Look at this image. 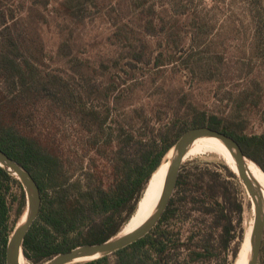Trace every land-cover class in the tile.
Segmentation results:
<instances>
[{
  "label": "trees",
  "instance_id": "1",
  "mask_svg": "<svg viewBox=\"0 0 264 264\" xmlns=\"http://www.w3.org/2000/svg\"><path fill=\"white\" fill-rule=\"evenodd\" d=\"M116 1L132 17L109 23L102 30L110 31L98 35L82 33L95 0H0V149L31 173L41 196L22 245L31 264L120 232L152 173L191 127L230 135L264 172V113L251 111L260 99L252 105L248 90L224 109L191 90L167 88L165 81L133 100L146 87L143 69L181 57L164 47L170 43L163 37L150 53L148 42L136 38L133 30L157 38L152 5ZM187 59L179 70L190 73L195 62ZM46 121H56L60 135L53 127H33ZM67 121L66 134L60 125ZM241 188L223 161L186 160L148 233L111 254L71 264H233L248 203L237 205L236 218L229 204ZM25 210L22 184L0 166V264H6L7 242ZM258 264H264L263 240Z\"/></svg>",
  "mask_w": 264,
  "mask_h": 264
},
{
  "label": "rangeland",
  "instance_id": "2",
  "mask_svg": "<svg viewBox=\"0 0 264 264\" xmlns=\"http://www.w3.org/2000/svg\"><path fill=\"white\" fill-rule=\"evenodd\" d=\"M145 1L146 5L154 7L160 30L156 28L157 38L146 34V30L143 33L141 30H133L136 38L148 42L147 49L150 53V49L156 51L159 37H163L170 43L164 47L169 51L175 50L181 59L160 69H143L146 76L142 80H146V87L135 92L134 101L140 100L139 97L144 99L148 96V86L165 81L167 88L174 86L175 89L191 90L198 98L207 100L209 104L214 102L222 109L227 108L230 98H237L243 91L248 90L251 92L252 105L260 99L251 111L255 114L264 113V0ZM95 2L97 8L93 9L94 15L90 20L87 18V23L82 28L84 34H105L110 30L102 29H107L109 23L126 18L127 15L128 18L132 17L129 15L131 12L128 14L125 9H121L116 0ZM44 39L48 45L52 44L50 32H47ZM111 40L115 41L114 36ZM194 52L198 54L188 57L189 53ZM186 58L187 63L189 60L195 62L194 70L190 73H187V70H179L186 64ZM188 66L190 68V65ZM252 126L255 131L260 130L258 123ZM33 127L39 130L53 127L58 131L56 121H46ZM70 127L68 121L60 125L66 134ZM63 141L67 146L73 144L70 138H63ZM193 158L223 161L212 154H200L191 159ZM241 185L242 188L230 199L229 204L235 218L238 215L237 205L240 202L248 203L246 190L242 183ZM248 209L246 206L241 213L243 224L247 220ZM25 261L31 264L26 259Z\"/></svg>",
  "mask_w": 264,
  "mask_h": 264
},
{
  "label": "water",
  "instance_id": "3",
  "mask_svg": "<svg viewBox=\"0 0 264 264\" xmlns=\"http://www.w3.org/2000/svg\"><path fill=\"white\" fill-rule=\"evenodd\" d=\"M203 136L216 137L225 145L231 153L236 165L237 172L232 171L237 175L244 188L252 197L254 215L249 236L250 248L247 252L246 264H258L259 253L264 235V200L262 194L257 190L255 182L250 177L246 169V161L252 160L244 155L239 143L233 137L208 126H197L187 129L172 145L170 148L172 150V155L168 161L169 164L165 173L159 200L152 214L142 224L125 234L120 235V232H118L105 241L82 244L70 250L60 252L51 259L47 260L45 264H71L78 261H85L83 259L86 257H90L87 260H91L105 256L129 245L148 233L161 217L171 198L181 164L183 163V157L186 154L189 145L195 139ZM0 166L5 168L11 175L15 176L20 181L26 196V210L24 213L25 218L24 220L21 219L13 229L5 249L6 264H19V258H24L22 252L24 236L32 222L37 217L40 209V190L31 173L23 165L8 156L1 149Z\"/></svg>",
  "mask_w": 264,
  "mask_h": 264
},
{
  "label": "bare ground",
  "instance_id": "4",
  "mask_svg": "<svg viewBox=\"0 0 264 264\" xmlns=\"http://www.w3.org/2000/svg\"><path fill=\"white\" fill-rule=\"evenodd\" d=\"M200 154H212L217 155L221 160L224 161L230 168L237 172L236 165L234 159L229 152V150L225 147V145L216 137L212 136H203L195 139L188 147L186 154L183 157V162L191 159L193 156ZM172 155V150L170 149L167 156L162 160L160 165L156 168V170L152 173L148 184L140 198L137 208L133 215L130 217L128 222L125 224L124 228L119 233L125 234L137 228L140 224H142L154 211V208L159 200L162 184L164 181L165 173L168 168L169 159ZM246 169L250 177L256 184L257 190L262 194L264 200V173L261 169L252 161H246ZM246 190V189H245ZM247 198H248V217L244 223L245 233H244V241L241 245V248L238 252V255L233 264H246L247 252L249 251V236L253 224V215H254V204L252 197L246 190ZM25 215H23L24 220ZM90 257H86L83 260H87ZM19 264H27L23 257L19 258Z\"/></svg>",
  "mask_w": 264,
  "mask_h": 264
}]
</instances>
